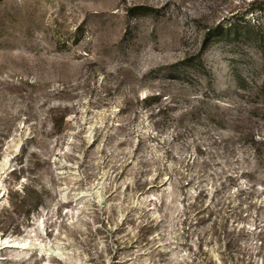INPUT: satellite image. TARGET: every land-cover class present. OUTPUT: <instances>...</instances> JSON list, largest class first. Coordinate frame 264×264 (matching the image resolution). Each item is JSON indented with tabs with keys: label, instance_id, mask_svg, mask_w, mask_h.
Instances as JSON below:
<instances>
[{
	"label": "rangeland",
	"instance_id": "obj_1",
	"mask_svg": "<svg viewBox=\"0 0 264 264\" xmlns=\"http://www.w3.org/2000/svg\"><path fill=\"white\" fill-rule=\"evenodd\" d=\"M0 264H264V0H0Z\"/></svg>",
	"mask_w": 264,
	"mask_h": 264
},
{
	"label": "trees",
	"instance_id": "obj_2",
	"mask_svg": "<svg viewBox=\"0 0 264 264\" xmlns=\"http://www.w3.org/2000/svg\"><path fill=\"white\" fill-rule=\"evenodd\" d=\"M157 100V99H159L158 97H152V98H150V99H147V98H145V101L147 100V101H149V100ZM253 144H255V143H253ZM31 194H35V191H32L31 192Z\"/></svg>",
	"mask_w": 264,
	"mask_h": 264
}]
</instances>
